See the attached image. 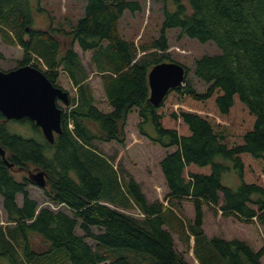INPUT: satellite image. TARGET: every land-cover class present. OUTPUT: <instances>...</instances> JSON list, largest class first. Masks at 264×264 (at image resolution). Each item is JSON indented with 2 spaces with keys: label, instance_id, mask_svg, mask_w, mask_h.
I'll list each match as a JSON object with an SVG mask.
<instances>
[{
  "label": "trees",
  "instance_id": "1",
  "mask_svg": "<svg viewBox=\"0 0 264 264\" xmlns=\"http://www.w3.org/2000/svg\"><path fill=\"white\" fill-rule=\"evenodd\" d=\"M33 1L0 0L3 39L24 51L19 67L33 65L56 87L65 74L78 97L63 112V133L54 144L26 119L13 123L31 124L41 139L13 133L0 112V147L8 161L0 155V196L9 223L0 233V264H195L174 235L189 249L193 240L198 264H262L264 245L209 236L205 221L220 211L242 225L264 222V0H171L175 9L166 6L161 37L141 46L119 28L125 13L141 11L136 1L83 0L85 14L69 31L34 29ZM175 29L181 38L215 44L219 53L196 60L183 87L155 106L149 73L175 63L167 34ZM76 45L93 53L111 112L96 106ZM187 72L206 86L204 93ZM176 104L207 113L174 109ZM135 123L161 152L167 203L149 200L141 183L128 181L111 153L97 146L116 155ZM15 168L44 171L47 200L72 215L39 209L28 191L35 184L19 180ZM231 171L240 178L237 189L224 184ZM184 202L193 206V219L176 212Z\"/></svg>",
  "mask_w": 264,
  "mask_h": 264
},
{
  "label": "rangeland",
  "instance_id": "2",
  "mask_svg": "<svg viewBox=\"0 0 264 264\" xmlns=\"http://www.w3.org/2000/svg\"><path fill=\"white\" fill-rule=\"evenodd\" d=\"M136 1L141 6V11L137 13L127 12L124 18L120 22V31L122 36L127 40H134L137 45H149L154 40L161 37L163 22H164V11L166 6L168 9L173 11L175 9L174 4L171 0L166 4L165 0H132ZM33 28L37 30H46L52 26L58 28L70 30L72 24L78 22L85 14L86 3L83 0H34L33 1ZM169 35L168 42L170 45L169 58L171 61L178 63L188 70H192L195 61L203 57L204 55H216L219 53V49L213 43L201 44L196 40L189 38H181L180 30H170L167 32ZM75 50L80 54L82 62L87 67L89 72L88 82L92 88L94 98L96 99V106L101 111L111 112L112 108L107 106L105 99L104 86L101 81V77L96 71L93 64V53L83 52L78 45L75 46ZM0 53L3 58H0V71H12L19 68V62L23 60L24 51L19 46H14L6 43L3 39L0 30ZM169 60V61H170ZM30 66V65H26ZM33 67V65H31ZM23 67V66H22ZM37 69V68H36ZM39 70V69H38ZM187 70V71H188ZM189 74V79L195 84L199 92L204 93L206 86L196 79L193 74ZM187 77V76H186ZM60 88L64 89L70 96V99L77 98V89L74 87L71 80L65 75L61 74L59 81ZM58 106L62 108L64 113L71 110L72 105L66 106L63 102H59ZM174 109L182 108L186 111H192L199 114H204L202 110L192 108L185 105H173ZM214 115V113H212ZM220 121V124L228 125V123ZM10 129L13 133L23 136L26 139H41V135L37 133L31 124H18L17 122L11 121ZM128 132V144L125 148L119 147L116 155H112L115 152L113 149L108 148L106 145L97 143L99 149L110 152L107 154L112 159L114 166L117 169L123 170L126 175V179L129 181L131 179L138 180L141 183L143 191L147 194V197L151 201L160 200L162 203H167L165 196L167 195V188L165 186V181L161 178L160 166H159V156L161 152L154 148L149 141L140 136V132L137 128L136 123L130 125L127 128ZM104 151V150H103ZM114 152V153H112ZM230 167V166H229ZM231 168V167H230ZM13 174L22 180V177L29 178V173H39L38 169L31 168V170H20L15 168ZM232 177L227 178V182L224 184L228 187L237 189L240 184V178L234 171H231ZM229 176V175H228ZM232 179V185L230 183ZM30 198L36 201L39 205V209L49 208L54 211L64 212L71 216V212L65 207L54 206L47 200L44 190L40 189L36 185H32L28 189ZM23 196H18L17 202L20 206L23 205ZM182 210H176L180 216L185 220L194 218V209L191 204H185ZM175 211V210H174ZM222 213L217 211V215L213 212L208 213L207 220L205 221V230L209 236H221L226 239H245L247 242L259 249L264 245V222L263 224L258 223L254 225H242L234 222L233 219H224ZM223 218V219H222ZM221 224V225H220ZM9 225L7 221V214L3 207V199L0 196V233L2 230L6 229ZM77 234L82 235V231L77 228ZM176 242L180 248H183L188 257L198 264L195 260L194 251L192 245L186 248L180 241L177 235H174ZM93 247L96 243L93 241H88ZM188 249V250H187ZM1 264H11L8 260H2ZM262 264H264V258L262 259Z\"/></svg>",
  "mask_w": 264,
  "mask_h": 264
},
{
  "label": "water",
  "instance_id": "3",
  "mask_svg": "<svg viewBox=\"0 0 264 264\" xmlns=\"http://www.w3.org/2000/svg\"><path fill=\"white\" fill-rule=\"evenodd\" d=\"M186 68L178 63H163L149 73L150 101L160 106L168 93L183 87ZM69 94L54 86L46 75L34 66H23L12 71H0V112L8 121L29 120L40 130L49 144L55 143L63 133L61 101L70 106ZM0 155L8 164L6 152L0 147ZM9 167L13 168L12 164ZM30 181L40 189L47 187L44 171L30 174Z\"/></svg>",
  "mask_w": 264,
  "mask_h": 264
},
{
  "label": "crops",
  "instance_id": "4",
  "mask_svg": "<svg viewBox=\"0 0 264 264\" xmlns=\"http://www.w3.org/2000/svg\"><path fill=\"white\" fill-rule=\"evenodd\" d=\"M105 101H106V100H105ZM106 112H108V111H106ZM191 244H192V248H193V244H194L193 240H192Z\"/></svg>",
  "mask_w": 264,
  "mask_h": 264
},
{
  "label": "flooded vegetation",
  "instance_id": "5",
  "mask_svg": "<svg viewBox=\"0 0 264 264\" xmlns=\"http://www.w3.org/2000/svg\"><path fill=\"white\" fill-rule=\"evenodd\" d=\"M69 98H70V97H69ZM70 101H71V99H70ZM38 172H39V171H38ZM30 174H33V173H32V172H30V173H29V177H30Z\"/></svg>",
  "mask_w": 264,
  "mask_h": 264
},
{
  "label": "built area",
  "instance_id": "6",
  "mask_svg": "<svg viewBox=\"0 0 264 264\" xmlns=\"http://www.w3.org/2000/svg\"><path fill=\"white\" fill-rule=\"evenodd\" d=\"M71 127V126H70Z\"/></svg>",
  "mask_w": 264,
  "mask_h": 264
}]
</instances>
